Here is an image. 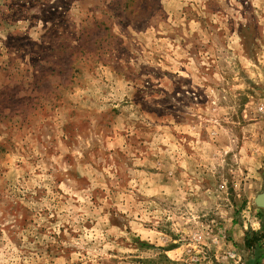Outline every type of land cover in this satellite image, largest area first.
<instances>
[{
	"label": "rangeland",
	"instance_id": "rangeland-1",
	"mask_svg": "<svg viewBox=\"0 0 264 264\" xmlns=\"http://www.w3.org/2000/svg\"><path fill=\"white\" fill-rule=\"evenodd\" d=\"M264 0H0V264H264Z\"/></svg>",
	"mask_w": 264,
	"mask_h": 264
},
{
	"label": "water",
	"instance_id": "water-1",
	"mask_svg": "<svg viewBox=\"0 0 264 264\" xmlns=\"http://www.w3.org/2000/svg\"><path fill=\"white\" fill-rule=\"evenodd\" d=\"M255 204L260 208H264V189L260 194L256 196Z\"/></svg>",
	"mask_w": 264,
	"mask_h": 264
}]
</instances>
